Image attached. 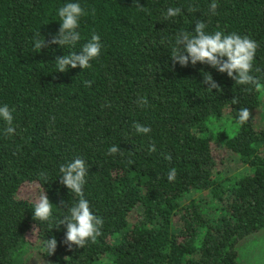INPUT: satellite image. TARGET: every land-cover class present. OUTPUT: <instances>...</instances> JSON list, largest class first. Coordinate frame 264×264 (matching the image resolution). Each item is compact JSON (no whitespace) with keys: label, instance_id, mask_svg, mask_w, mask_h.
I'll use <instances>...</instances> for the list:
<instances>
[{"label":"trees","instance_id":"obj_1","mask_svg":"<svg viewBox=\"0 0 264 264\" xmlns=\"http://www.w3.org/2000/svg\"><path fill=\"white\" fill-rule=\"evenodd\" d=\"M68 2L89 12L79 21L81 40L35 49L36 38L58 32V9ZM214 2L215 14L213 0H139L143 11L133 0H0V106L12 110L15 128L6 134L0 119V264H26L33 240L39 264H240L237 241L264 227V125L254 116L264 89V0ZM168 7L181 13L165 20ZM197 22L209 34L257 42L251 74L259 87L199 62L173 65L177 34H194ZM93 32L102 50L92 67L57 72L55 57L79 52ZM203 72L219 91L207 90ZM242 107L251 113L243 124ZM137 122L151 131L137 133ZM214 140L249 172L224 177ZM112 145L122 154L108 155ZM76 157L89 169L84 197L103 225L95 243L69 249L65 227H55L68 214L62 202L71 207L79 197L60 183L59 166ZM20 188L46 192L50 221L33 218L35 199L17 196ZM53 237L48 256L42 241Z\"/></svg>","mask_w":264,"mask_h":264},{"label":"clouds","instance_id":"obj_2","mask_svg":"<svg viewBox=\"0 0 264 264\" xmlns=\"http://www.w3.org/2000/svg\"><path fill=\"white\" fill-rule=\"evenodd\" d=\"M134 6L138 10H145V7L139 4V0H133ZM217 4L214 2L210 5V12L215 14ZM195 11V9H190ZM181 13L179 7H168L165 20L175 17ZM80 3L68 2L58 9L60 18V27L58 32L51 36V39L45 40L36 38L34 48L41 50L50 45L75 46L81 40L79 21L82 16L88 15ZM91 15H95V9H91ZM206 25L203 22H197L194 27V34L189 32H180L177 34L175 46L171 49L170 59L173 63L186 67L189 63L195 66L198 62L206 64L216 69L219 73H227V76L235 81L238 85H253L259 87V82L251 72L253 71V60L255 57L258 44L248 36H241L235 32L225 35L221 31L209 34L205 31ZM102 43L100 36L93 32L81 46L79 52L72 51L69 54L55 57L57 72H66L69 68L88 69L92 67L90 63L93 59L98 58L101 54ZM226 57V59H225ZM259 71V69H256ZM203 84L207 85V90H220V85L213 79L209 72H203ZM92 81H84L86 87H91ZM236 98L233 104L237 103ZM138 104L147 105L146 97L137 100ZM251 113L247 107L238 110V122L243 124L248 122ZM0 119L7 127L5 132L11 135L15 132L13 125L12 110L8 105L0 106ZM133 127L137 133L147 134L151 131L150 127L143 126L140 123H134ZM152 146L150 151H155ZM121 153V148L112 145L108 148V155ZM165 159L171 160V154L165 156ZM133 161L129 160V164ZM59 181L66 186L69 191L79 197L78 202L69 207L66 202H62L67 209L68 214L56 222V227L63 225L66 229L63 243L71 249L73 246L84 248L88 242L95 243L96 239L102 235L101 228L103 219L91 211L88 200L84 197L83 188L86 183V176L89 169L84 159L76 157L73 160L62 163L59 166ZM42 177L46 173H40ZM176 178V169L172 168L168 174V180L173 181ZM52 217V203L46 192H41L34 201L33 218L39 222H48ZM34 231V229H33ZM48 256L55 253L57 249V240L55 237L42 241Z\"/></svg>","mask_w":264,"mask_h":264},{"label":"rangeland","instance_id":"obj_3","mask_svg":"<svg viewBox=\"0 0 264 264\" xmlns=\"http://www.w3.org/2000/svg\"><path fill=\"white\" fill-rule=\"evenodd\" d=\"M254 116L257 121H259L258 125H264V89H261V102L254 110ZM214 141L212 143V148L214 153L217 154L218 159H220L217 162V168L220 169V173L224 177L249 172V167L238 160L236 156H224L223 148L219 140ZM17 196L37 198L35 193L23 192L21 188L17 192ZM38 246L39 242L33 240L32 244L29 246L30 252L27 255L26 264H39L35 263L37 259L34 256V253L39 249ZM235 247L237 250V261L240 264H264V227L238 240ZM93 264H110V262L106 258H99L95 260Z\"/></svg>","mask_w":264,"mask_h":264}]
</instances>
